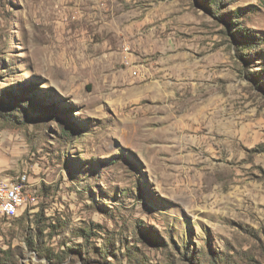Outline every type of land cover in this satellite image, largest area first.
Masks as SVG:
<instances>
[{"label": "rangeland", "instance_id": "rangeland-1", "mask_svg": "<svg viewBox=\"0 0 264 264\" xmlns=\"http://www.w3.org/2000/svg\"><path fill=\"white\" fill-rule=\"evenodd\" d=\"M212 1L0 0V264H264V0Z\"/></svg>", "mask_w": 264, "mask_h": 264}, {"label": "built area", "instance_id": "built-area-1", "mask_svg": "<svg viewBox=\"0 0 264 264\" xmlns=\"http://www.w3.org/2000/svg\"><path fill=\"white\" fill-rule=\"evenodd\" d=\"M2 204L0 209L4 211H15L18 197H25V202H31V198H38L36 189L32 188L26 175H20V180L15 185H8V190L0 191Z\"/></svg>", "mask_w": 264, "mask_h": 264}, {"label": "bare ground", "instance_id": "bare-ground-1", "mask_svg": "<svg viewBox=\"0 0 264 264\" xmlns=\"http://www.w3.org/2000/svg\"><path fill=\"white\" fill-rule=\"evenodd\" d=\"M155 91V90H154ZM25 175V174H24ZM20 180V176L17 178H12L8 182L4 184H0V191H6L8 190V185H15ZM36 198H31V201H35ZM25 197H18V202L16 203V210L15 211H4L3 209H0V216L1 217H13L16 216L19 212V209L24 206L25 204ZM0 204H2V197H0Z\"/></svg>", "mask_w": 264, "mask_h": 264}, {"label": "trees", "instance_id": "trees-1", "mask_svg": "<svg viewBox=\"0 0 264 264\" xmlns=\"http://www.w3.org/2000/svg\"><path fill=\"white\" fill-rule=\"evenodd\" d=\"M223 0H213L212 4L216 10L220 11L219 9L221 8L220 6L222 5ZM30 246H32L31 244H29ZM48 258L50 259V257L48 256Z\"/></svg>", "mask_w": 264, "mask_h": 264}]
</instances>
